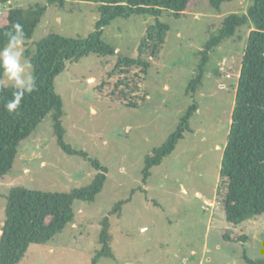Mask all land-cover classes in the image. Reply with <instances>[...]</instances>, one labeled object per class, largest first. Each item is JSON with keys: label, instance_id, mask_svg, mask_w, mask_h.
Wrapping results in <instances>:
<instances>
[{"label": "rangeland", "instance_id": "1", "mask_svg": "<svg viewBox=\"0 0 264 264\" xmlns=\"http://www.w3.org/2000/svg\"><path fill=\"white\" fill-rule=\"evenodd\" d=\"M253 2L229 0L215 10L207 0H199L182 17L164 12L158 21L168 30L145 76L135 68L108 77L119 57L137 56L142 37L156 24L150 16L116 18L103 29L101 40L114 49L113 55L88 54L65 63L54 79V91L62 101L63 141L105 167V182L93 202L74 203L73 224L48 244L30 245L19 264H90L99 250L100 221L106 216L114 259L102 258L97 264H247L245 256L264 259V214L232 225L219 202L224 193L220 164L251 23L209 52L202 85L195 94L198 108L190 131L143 183L146 155L175 132L194 101L186 90L199 63V51L218 34L227 16L245 14ZM47 4L48 0H0V14L8 8ZM97 20L92 2L47 6L31 38L9 44L1 52L12 67L3 73L2 84L27 89L32 68L22 56L25 50L33 52L49 34L87 38ZM119 80L129 86L115 89ZM127 101L136 107L125 106ZM95 174L89 161L68 155L58 146L47 115L19 143L11 170L0 179V232L12 187L69 192L89 185ZM128 198L120 217L110 215L115 204Z\"/></svg>", "mask_w": 264, "mask_h": 264}, {"label": "trees", "instance_id": "2", "mask_svg": "<svg viewBox=\"0 0 264 264\" xmlns=\"http://www.w3.org/2000/svg\"><path fill=\"white\" fill-rule=\"evenodd\" d=\"M65 1L95 3L98 20L95 31L89 37L74 39L49 34L36 43L33 52L25 50L22 56L29 60L32 68L27 89L2 84L3 73L12 70V67L0 56V179L11 170L19 143L29 137L47 115L51 117L58 146L68 155H78L89 161L96 174L89 185L69 192L30 191L23 187H12L6 197L5 218L0 232V264H19L30 245L50 243L67 225L73 224L74 203L93 202L105 182V167L97 160L88 158L85 152L71 149L63 141L62 101L54 91V79L63 71L65 63L77 62L88 54L100 57L113 55L114 49L101 40L103 29L116 18L150 16L156 19V24L149 27L142 37L137 56L119 57L108 77L123 75L135 68L145 76L151 60L157 58L168 30L158 18L164 12L175 18L182 17L199 0H48L47 6ZM207 1L212 8L220 10L221 5L229 0ZM47 6L8 8L0 14V54L7 45L31 38ZM249 23L252 27L242 57L230 130L219 170L224 191L219 202L226 221L232 225L264 214V0H254L245 14L227 16L218 34L205 42L186 90V95H190L194 101L180 117L175 132L146 155L143 169L145 183L151 169L160 165L175 150L184 134L190 131V120L198 108L195 94L202 85L209 52L233 37L238 28ZM127 86L128 82L119 80L114 88ZM125 93L121 92L123 99ZM124 105L136 107L132 101ZM129 201V198L119 201L110 215L120 217L122 206ZM224 237L230 241L229 236ZM239 239L244 241L246 238ZM111 241L109 216H106L100 221V247L90 264H97L102 258L114 259ZM244 260L247 264H264V259L251 260L245 256Z\"/></svg>", "mask_w": 264, "mask_h": 264}]
</instances>
